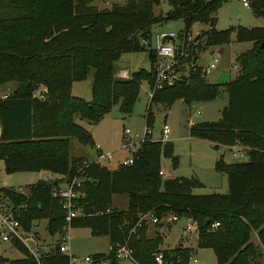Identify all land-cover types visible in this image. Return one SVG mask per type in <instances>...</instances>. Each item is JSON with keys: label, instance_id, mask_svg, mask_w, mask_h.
Here are the masks:
<instances>
[{"label": "trees", "instance_id": "trees-1", "mask_svg": "<svg viewBox=\"0 0 264 264\" xmlns=\"http://www.w3.org/2000/svg\"><path fill=\"white\" fill-rule=\"evenodd\" d=\"M96 1L0 0V88L14 86L5 99L0 96V161L7 175L44 172L60 177L32 185L28 194L2 189L0 195L24 207L19 220L26 231L47 220L48 232L55 236L62 232L65 210L52 197L53 191L60 183L85 177L84 197L77 204L82 216L72 222V228H87L94 238H108L110 259L116 246L128 242L136 264H155L161 239L150 238L146 226L131 233L142 216L152 213L159 219L176 215L180 221L195 222L199 248L211 249L218 264H259L255 259L260 253L251 235L256 233L264 247V49L260 48L264 27L235 31L237 42L253 44L237 59L240 77L229 84H209L195 65L196 50L231 43L232 29H215L219 9L231 0H167L170 11L165 16L154 13L162 0H128L103 10L93 5ZM247 1L253 15L264 18V0ZM173 20L184 22L186 35L197 23L209 29L195 37L197 46L189 49L188 70L173 86L155 93L146 113L147 127L155 123L154 104L167 110L177 101L208 103L228 92L222 122L189 129L191 138L214 143L215 148L237 143L252 148L246 162L227 164L222 157L216 162L215 171L227 176V194H193L204 187L195 177L164 180L159 174L162 159L170 160L172 169L179 166L171 142L146 141L132 166L115 170L95 163L86 167L87 160L70 154L73 142L95 146L76 116L98 123L117 104L129 116L142 83L153 88L157 56L142 42L150 41L155 25ZM145 51H149L150 72L116 78L123 55ZM91 72V101L74 97L73 84L86 81ZM115 197L127 199L125 209L113 207ZM216 223L219 227L212 229ZM15 247L24 257L8 260L0 255V263L35 264L23 245L15 243ZM162 254L164 264H189L192 258L190 251L180 248ZM42 260L69 264L58 245Z\"/></svg>", "mask_w": 264, "mask_h": 264}, {"label": "rangeland", "instance_id": "rangeland-1", "mask_svg": "<svg viewBox=\"0 0 264 264\" xmlns=\"http://www.w3.org/2000/svg\"><path fill=\"white\" fill-rule=\"evenodd\" d=\"M127 1L128 0H97L93 5L102 10L110 9L115 3L123 5ZM169 11L170 6L167 0H162L160 6L154 9L156 16H165ZM185 27L182 20L167 21L155 25L152 28V35L166 32L174 33L179 36L185 32ZM257 27H264V18L255 17L250 7L245 8L243 6L242 0H231L219 9L215 29L217 31L232 29L234 32L232 34L231 44L228 47H206L201 50H196L197 60L195 65L200 70L209 66L213 57H217V53H219V64L217 68L206 77L207 83H227V72L235 73L233 67L236 66L238 56L241 51L245 49L244 46H246L236 41L235 31L239 28L252 29ZM207 29H209V26L197 23L191 28L190 35L195 38L201 31H207ZM193 45L192 51L197 44L195 45V43H193ZM154 61V64H157L160 60L156 58ZM119 62L120 63L117 64V69L126 70L131 74L140 70L150 72L152 69L149 51L125 54ZM117 74L118 72L116 71V78L120 79ZM92 80L93 72L89 74L86 81L75 82L72 89L73 95L90 102ZM9 87H11V85L5 86V89ZM2 90L3 89L0 88V92ZM148 93L149 86L146 82H143L138 101L133 108L132 114L129 116L122 114L119 104H117L113 106L111 111L98 123L81 120L78 116L75 117L76 123L91 135L93 145H99L103 152H114V161L110 163L106 162V164H99L100 166L106 165L109 169L114 170L118 168L117 163L128 157V153L121 150L123 144V130L127 127L134 133L139 135L143 134L147 126L146 113L148 110ZM223 102L224 97L222 95L215 103H193L187 105L183 101H177L167 110L164 109L162 105H152L155 123L152 129L153 137L151 140L152 142L163 144L161 142L160 133L163 126L166 124L170 130L169 140L172 141L171 143L174 145L175 156L179 158L180 162L178 168L172 169L171 161L162 159V167L168 172L171 171L173 178L195 177L201 180V182L204 183V187L193 190V194L195 195L228 193L229 185L227 176L215 171V164L221 157L224 158L226 163L246 162L248 160L247 156L241 157L239 154L235 156L234 153L224 149V146H221L222 148L218 146V149H215L212 143L194 139L190 136L189 128L190 124L193 122H195L194 125L202 124L203 122L218 123L220 116V122H222L223 111L219 114L218 109H222ZM198 112L201 113L200 116L197 114ZM250 130H256V128ZM234 146L244 148V146L239 143ZM70 154L71 157L74 158H87V161H94L97 157L91 145H82L77 142L71 144ZM51 176L52 175L49 173L44 172L7 175L4 171L3 164L0 162V191L2 189L14 191L21 190L22 193L28 194L32 185ZM119 198L120 201L118 200ZM114 200H117L115 203L117 209L123 210L126 208L127 199L125 197H115ZM183 225L186 227L185 221H182L177 227L175 224L162 223L158 226L160 228L157 229V231H148V229H150L148 227L150 226H146L147 235H149L150 238H160L162 241L156 252L162 253L165 251L171 253L175 251V249L180 248L183 251H190L192 260H196V262H191L190 264H218L215 253L211 249L199 248L198 237L193 233L187 232ZM33 227L34 229L32 228L31 230L32 233L39 236L40 244L38 243L36 247L40 248L42 251H51L54 249L58 244L57 242L59 241L60 235L57 234L52 236L48 232V221H37L33 224ZM172 228L174 229L167 237L168 231L165 230H171ZM70 238V252L74 258L83 260L86 257L104 255L106 259L103 264H112V260L110 259L112 249L108 238H94L89 229L80 227L71 229ZM251 242L259 247L258 250L261 254L260 257H258L259 255L256 257V263L259 262V264H264V247L260 246L258 243L255 233L251 235ZM9 246L10 244H0V252L5 251L4 254L6 258H10L8 260L19 259L22 255L24 257L22 252L12 249L8 250ZM116 262V264H136V262L132 263L130 261Z\"/></svg>", "mask_w": 264, "mask_h": 264}, {"label": "built area", "instance_id": "built-area-1", "mask_svg": "<svg viewBox=\"0 0 264 264\" xmlns=\"http://www.w3.org/2000/svg\"><path fill=\"white\" fill-rule=\"evenodd\" d=\"M245 7H249L247 0H242ZM195 38L190 34H181L177 36L174 33H156L152 35L150 41L142 42V45L151 50L157 58L160 60L155 64V83L153 88H149L148 93V108L154 98L155 93L161 90L165 86H173L179 79L182 71L189 66L187 62L190 58L189 47L194 43ZM188 47V48H187ZM219 64V55L212 59L209 66L201 70L202 77L206 79ZM117 76L120 79H129L130 75L126 70L118 72ZM6 98V96H2ZM153 128H145L142 135L134 133L130 128H124L123 130V144L121 150L128 153V157L123 159L120 166L130 167L135 162V154L140 146L146 142L151 141L153 137ZM169 127L165 124L161 130V142L167 143L169 140ZM239 148V147H237ZM94 149L97 153V157L94 161H85L83 165L88 167L91 163L106 164L114 161V152H103L99 145H95ZM236 149V148H234ZM235 152L239 155L243 152V149H236ZM242 156V155H241ZM160 176L166 180L171 179L170 172L166 171L163 167L160 170ZM85 182V177H75L64 188H57L53 191L52 197L59 199L62 202L63 209L65 210V223L62 228V232L57 242L59 251L69 258V264H103L106 258L86 257L83 260L74 258L70 252V231L72 229V222L82 216V212L78 208V201L84 197L81 192ZM22 193L21 190H18ZM23 206H14L4 196L0 195V244H15L19 243L25 247L29 254L34 258L35 264H44L42 257L44 254L50 251H42L36 247L39 243V237L32 233V231H26L23 228L21 221L19 220L20 211ZM179 221L176 215H169L167 218L159 219L154 214L150 213L142 216L136 225L133 227L131 233L136 234L144 226L149 224L157 226L162 223L175 224ZM219 224L216 223L212 226V229H217ZM186 231L196 234L197 225L191 219H186ZM40 244V243H39ZM114 261H130L134 260V251L128 245V242L116 246L112 251V257ZM164 254L157 253L154 255L155 264H164ZM196 262V260H190ZM1 264V263H0Z\"/></svg>", "mask_w": 264, "mask_h": 264}, {"label": "crops", "instance_id": "crops-1", "mask_svg": "<svg viewBox=\"0 0 264 264\" xmlns=\"http://www.w3.org/2000/svg\"><path fill=\"white\" fill-rule=\"evenodd\" d=\"M242 3H243V1H242ZM95 6V5H94ZM243 6H244V4H243ZM97 7V6H96ZM245 7V6H244ZM245 8H249V7H245ZM103 10V9H102ZM208 30V29H207ZM217 31V30H216ZM201 32H203V31H201ZM191 33V32H190ZM233 36V35H232ZM231 44V43H230ZM230 44H228V45H225V46H229ZM241 44H244V45H246V46H244L245 47V49H243V51H241V53H240V55H242L243 53H245V52H247V51H249L251 48H252V46H253V44L252 43H241ZM214 47H219V46H214ZM198 50H201V49H198ZM217 55H219V53H217ZM239 55V56H240ZM124 56V55H123ZM122 56V57H123ZM238 56V57H239ZM121 57V58H122ZM215 57V56H214ZM213 57V58H214ZM196 59H197V56H196ZM121 60V59H120ZM120 62H118L117 64H119ZM238 65V66H237ZM121 70H123V69H117V65H116V71L117 72H119V71H121ZM233 70H235V73H233V72H227V83H221V84H229V83H231V82H234V81H236L239 77H240V67H239V63H238V61H237V63H236V66H234L233 67ZM183 72V71H182ZM129 73V75L131 74L130 72H128ZM212 84V83H211ZM218 84H220V83H218ZM73 86H74V84H73ZM73 86H72V89H73ZM13 88H14V86L13 85H11V87H9V88H7V89H5V87H2V91L0 92V96H5V95H7V94H9L12 90H13ZM74 93H73V90H72V95H73ZM223 95V97H224V102H223V107H222V109L221 110H219L218 109V113L220 114L224 109H226V108H228V106H229V95H228V92H226V91H223V93L221 94V96ZM74 96V95H73ZM220 96V97H221ZM74 97H76V96H74ZM78 98V97H77ZM217 100V99H216ZM215 100V101H216ZM215 101H213V102H211V103H215ZM225 104V105H224ZM199 116L201 115V113H197ZM220 119H221V116H220ZM204 123V122H203ZM206 123H212V122H206ZM195 124V122H193V123H191L190 124V127L191 126H193ZM262 127H264V124H262L261 125ZM152 128H154V126L152 127ZM190 129V128H189ZM168 140H169V138H168ZM168 142H172V141H168ZM211 143V142H210ZM212 145H214V148H215V144L214 143H212ZM242 146H244V145H242ZM220 148H222L221 146H219ZM224 149H227L228 151H230V152H232V153H234V155L236 156L237 155V153L235 152V150L236 149H241V148H237V146H232V147H223ZM234 148H236V149H234ZM93 149H94V147H93ZM215 149H218V147L217 148H215ZM242 149H243V152L241 153V157H243V156H247V153L249 152V151H251L252 150V148H250V147H248V146H244V148L242 147ZM94 151H95V149H94ZM95 154H96V156H97V153H96V151H95ZM223 158V157H222ZM85 160H88L87 158H85ZM223 160H224V158H223ZM2 164H3V162L2 161H0ZM225 162V161H224ZM180 163V162H179ZM226 163V162H225ZM118 165V167H119V164H120V162L119 163H117ZM227 164H232V163H227ZM106 166V165H105ZM108 167V166H107ZM111 170V169H110ZM115 170V169H114ZM170 172V176H171V179L173 178L172 177V173H171V171H169ZM42 173V172H41ZM56 179H60V177H55V176H51V177H46L44 180H42V181H47V180H56ZM200 182H201V180H200ZM203 185H204V183L203 182H201ZM68 184V182H63V183H60L59 184V187L58 188H64L66 185ZM115 199V198H114ZM113 199V207H115V203H116V201L117 200H114ZM119 201H120V198L118 199ZM124 201V200H123ZM124 204H125V201H124ZM127 206V205H126ZM116 208V207H115ZM183 221H185V224H186V219L185 220H183ZM182 221H178L177 223H175V225H176V227L181 223ZM148 226H150V227H148V228H150V229H148V231H150V230H153V231H157V229H159L160 227H158L159 225H157V226H154V225H151V224H149ZM184 226V225H183ZM185 227V226H184ZM170 228V227H169ZM168 228V229H169ZM175 228V227H174ZM174 228H172L171 230H165V231H168V234H167V237L171 234V232H172V230L174 229ZM33 229H34V227H33ZM161 230V229H160ZM160 233V232H159ZM157 234V233H156ZM155 234V235H156ZM196 235V237H197V233L195 234ZM255 235H256V239L258 240V236H257V234L255 233ZM39 237V236H38ZM42 240V239H41ZM258 243L260 244V242H259V240H258ZM256 245V244H255ZM257 246V245H256ZM260 246H262L261 244H260ZM15 246H14V244H10V246H9V248H8V250H10V249H12V250H15V251H19L17 248H14ZM258 247V246H257ZM263 247V246H262ZM258 249H259V247H258ZM5 252V251H4ZM4 252H0V255L3 257V258H5V259H10V258H6V256H5V254H4ZM20 252V251H19ZM261 255V254H260ZM23 258V255H22V257L21 258H19V259H22ZM11 260H14V259H11ZM1 264H6V263H1Z\"/></svg>", "mask_w": 264, "mask_h": 264}, {"label": "water", "instance_id": "water-1", "mask_svg": "<svg viewBox=\"0 0 264 264\" xmlns=\"http://www.w3.org/2000/svg\"><path fill=\"white\" fill-rule=\"evenodd\" d=\"M260 48H261V49H264V41H263L262 44L260 45ZM220 121H221V119L219 120V122H220ZM54 186L57 187V186H58V183L55 182Z\"/></svg>", "mask_w": 264, "mask_h": 264}]
</instances>
